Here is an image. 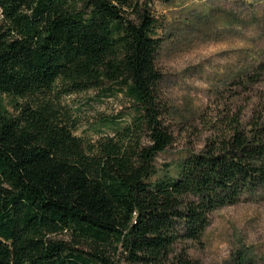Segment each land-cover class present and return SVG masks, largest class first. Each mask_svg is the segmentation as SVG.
I'll list each match as a JSON object with an SVG mask.
<instances>
[{"label": "trees", "instance_id": "obj_1", "mask_svg": "<svg viewBox=\"0 0 264 264\" xmlns=\"http://www.w3.org/2000/svg\"><path fill=\"white\" fill-rule=\"evenodd\" d=\"M0 18V264H191L176 244L264 188L262 111L156 176L174 134L149 1L0 0ZM115 86L130 120L75 134L62 94Z\"/></svg>", "mask_w": 264, "mask_h": 264}, {"label": "rangeland", "instance_id": "obj_2", "mask_svg": "<svg viewBox=\"0 0 264 264\" xmlns=\"http://www.w3.org/2000/svg\"><path fill=\"white\" fill-rule=\"evenodd\" d=\"M139 1H149L157 18V64L174 134L155 158L156 176H175L186 156L228 132L235 118L247 124L264 113V75L255 74L264 62V0ZM3 23L0 18V30ZM3 105L13 109L8 96ZM61 106L75 134L93 140L113 134L134 113L117 86L64 93ZM56 236L70 238L67 232ZM175 249L191 264H264V188L214 210L201 239ZM173 258L166 264H176Z\"/></svg>", "mask_w": 264, "mask_h": 264}]
</instances>
